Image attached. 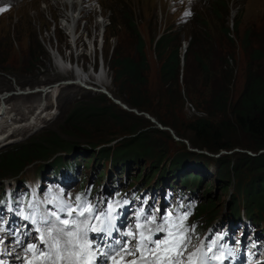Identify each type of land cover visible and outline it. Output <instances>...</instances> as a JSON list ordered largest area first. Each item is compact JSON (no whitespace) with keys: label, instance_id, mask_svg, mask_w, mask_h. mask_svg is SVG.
<instances>
[{"label":"rangeland","instance_id":"rangeland-1","mask_svg":"<svg viewBox=\"0 0 264 264\" xmlns=\"http://www.w3.org/2000/svg\"><path fill=\"white\" fill-rule=\"evenodd\" d=\"M119 1H123L134 16L144 42V53L148 65L147 86L139 90L127 91L122 86H114L111 71L107 68L117 43V36L112 34L118 31L124 32L120 26L114 27L109 24V17H116V15L111 14L108 9L117 10ZM199 1L203 0H86L83 5L86 6L87 14L81 13L78 16L74 9L79 12L78 6L81 0H0V94L9 93L14 96L10 99L11 101L6 102L5 108L9 107V110L11 107H17L20 112H24L22 114L24 119H20V125L24 126L25 122H28L26 120L31 117L36 108L39 114V119L31 117L32 120L29 121V124H36L35 128L29 130L22 128L23 131L0 144V155L26 144L47 148L50 140L56 138L63 146L71 145V149L67 150H74L75 153L72 151L69 160L77 164L78 170L85 177L88 178L90 175L92 186H94L93 192L96 194L103 187L96 181L100 180L99 173L104 169H108L110 180L118 178L125 189L130 187L128 182L137 183L140 176L146 177L148 174L152 175L155 170L157 173L162 170L164 173L177 172L174 175H168L170 179L176 175L188 176L189 174L200 177V180L198 179L200 185L194 187L198 197L197 208L203 202L207 203L208 207L215 206L213 212H217L218 217L220 214L227 213V209L234 207V202L239 200L238 206L241 209L243 197H240V191H242L239 189L240 186L241 189L247 190L251 185L254 187L259 178L264 179L263 169H259L260 166L247 159L248 153L252 154L250 157H255V154L248 148L242 147L247 144L245 137L237 130L229 135L228 144L235 145V148L229 152L222 151L217 155L208 154L205 151L196 152L185 139L176 138L170 129V126L176 127L181 136L188 138L189 134L185 131L187 123L204 116L184 95L181 75L176 90L167 92L163 97L158 95V92L156 94L159 89V62L155 57L153 40L167 30L181 31L179 53L182 67L181 59L184 56L182 42L190 40L187 28H184L183 24L187 18L195 15V7L201 12L200 5L204 6V2ZM221 5L228 9L225 20L230 29L240 8L243 9L239 26L240 34L246 28L252 27V30L264 37V0H224ZM185 13L189 14L185 15ZM63 14L74 16L73 29L68 30L66 19L62 18ZM205 14L208 15L207 12ZM208 24L210 29L218 28L215 23ZM3 36L10 39L11 46L3 43ZM229 36L233 38V34ZM253 42L254 48L260 47L264 51V45L262 46L261 42L254 40ZM234 44V57L225 56L226 66L234 70L233 101L243 90L248 63V54L242 51L237 39ZM36 46L39 48L37 52ZM60 55L64 58L67 69L60 63ZM100 61L103 63V71L105 70L104 76L98 74L100 69L97 68ZM210 64L211 69L217 68L216 55H211ZM262 66L264 68V61ZM78 75L83 82L86 81L87 84H84L86 86L97 85L100 87L99 90L105 88L111 95L113 92H118L131 102L135 100L153 105L161 121L168 126L162 128L170 131L161 130L160 124L147 112L131 108L117 99L121 105L127 107L125 110L105 96L107 103L99 97L103 95L102 93L85 90L79 86V83L53 87L66 81L75 82ZM27 89L43 91L31 93L28 96L17 95L18 90L26 91ZM165 102L168 105L178 104L176 107L174 104L164 108ZM87 105H98L107 114L109 113V117L100 119L98 122L93 121L90 127L69 121V115L75 109L78 107L85 109ZM145 115L153 118L157 124L152 123ZM41 119L46 121L39 124ZM132 143L141 147L134 148ZM128 151H131L134 157L135 151H138L139 159L136 157L132 159L133 161L121 165L112 162L111 154ZM106 154L109 155L108 158H104ZM176 157L181 160L179 170L175 169L174 163L171 162ZM89 158H92L91 164L87 163ZM150 163H156L161 167L152 169ZM44 164L39 161L28 165L18 177L31 182L39 177L38 172ZM234 166L237 167L233 168ZM97 172H99L97 175L93 174ZM5 174L7 173L0 176V180L8 182L7 179H11L10 181L14 182V175L4 176ZM125 176L128 182L124 180ZM157 176L158 174L155 177ZM170 181L173 182L172 179ZM84 182L82 188L87 185V179ZM73 189L77 190V184L73 186ZM207 199L209 202L206 201ZM251 200L249 197V202ZM161 210L163 212L164 208ZM147 214L154 217L157 215L156 212ZM211 214L195 218L193 221L196 222L197 229L201 233L198 242L203 241L210 226L207 221ZM143 220L144 217L141 222ZM136 222L129 221L132 226ZM261 224L264 226V222ZM1 243L2 239H0ZM4 245H7V248L12 247V243ZM11 263L12 261L9 264Z\"/></svg>","mask_w":264,"mask_h":264},{"label":"trees","instance_id":"trees-1","mask_svg":"<svg viewBox=\"0 0 264 264\" xmlns=\"http://www.w3.org/2000/svg\"><path fill=\"white\" fill-rule=\"evenodd\" d=\"M203 2L204 6L199 4L201 12L195 7V15L187 18L183 24V27L187 28L190 40L183 56L182 67L179 53L181 31L167 30L158 39L153 40L155 57L159 62V89L156 94L158 92V95L163 97L167 92L176 90L181 75L184 95L204 116L187 123L185 131L189 134L188 138L181 136L176 127L170 126L175 136L185 139L192 149L217 155L219 152H229L235 148V145L228 144L227 141L228 136L237 130L247 141V144L242 147L248 148L255 154V157L247 156V159L260 166L259 169L264 171V153L257 155L258 152L264 150V68L262 66L264 51L260 47H253V40L261 42L263 46L264 37L252 30V27L246 28L240 34L239 26L243 9H238L237 17L233 20L232 29H230L225 20L228 9L221 5L224 0H203L200 3ZM108 10L111 14L116 15V17H109V24L124 29V32L118 31L112 34V36H117V43L107 68L111 71L113 84L122 86L127 91L146 88L148 65L144 53V42L137 29L134 16L123 1L118 2L117 10L111 8ZM205 12L208 13L207 16ZM208 23H215L218 28L210 29ZM230 34H233V38L229 36ZM2 38L3 43L10 45V39L7 36ZM235 39L239 41L242 51L248 54V63L243 90L240 96L233 101L234 70L226 66L225 56L234 57ZM35 49L37 52L38 46ZM212 54L217 56L216 69L210 68ZM112 96L128 104L131 108L147 112L162 127H168L154 111L153 105L135 100L131 102L118 92H113ZM99 97L108 103L104 95H99ZM174 104L168 105L165 102L164 108H169ZM177 104L174 106L176 107ZM108 117L109 113L107 114L98 105H87L85 109L79 107L75 109L69 115V121L90 127L93 125V121L98 122L100 119ZM132 146L134 148L141 147L135 143H132ZM67 149H71V145L63 146L56 138L50 140L47 148L45 146L44 148L35 147L30 144L17 146L8 153L0 155V176L7 173L4 176L14 175V178H17L28 165L39 161L46 163L58 153L72 151ZM132 154L131 151L117 152L111 154V160L121 165L133 161L132 159H136L139 155L138 151H135V157ZM108 157L109 155L106 154L104 158ZM171 162L174 163L175 169H181L180 159L176 157ZM87 163L91 164L92 158H89ZM156 163H150V167L152 169L161 167ZM160 172L164 173L162 170ZM156 174L155 170L152 175L140 176L137 181L139 184L149 183ZM198 179L200 180L199 176L189 174L181 177L179 183L189 184L196 188L200 185ZM100 183L101 181L98 180L97 184L100 185ZM239 189L242 190L240 197H243L241 205L243 204L242 207L247 216L258 223L264 222V179L259 178L258 183L254 187L251 185L247 190L241 189V186ZM249 197L252 199L251 202H249ZM206 201L209 202V199ZM238 204L240 205L239 200L234 202L235 208L231 211L235 215L239 212ZM214 208L216 207H208L207 203H201L195 210L194 219L212 213L207 223L212 222L217 217V212H213Z\"/></svg>","mask_w":264,"mask_h":264},{"label":"snow or ice","instance_id":"snow-or-ice-1","mask_svg":"<svg viewBox=\"0 0 264 264\" xmlns=\"http://www.w3.org/2000/svg\"><path fill=\"white\" fill-rule=\"evenodd\" d=\"M74 200V204L56 203L39 217L37 211L24 216L39 233V243L16 241L23 246L24 264H223L228 258L217 249V242L193 245L196 229L187 222L191 214L187 210L169 212L159 223L141 211L134 229L125 232L117 224V208L122 205L106 204L105 211L80 196ZM89 233L99 234V241L90 239Z\"/></svg>","mask_w":264,"mask_h":264},{"label":"bare ground","instance_id":"bare-ground-1","mask_svg":"<svg viewBox=\"0 0 264 264\" xmlns=\"http://www.w3.org/2000/svg\"><path fill=\"white\" fill-rule=\"evenodd\" d=\"M84 2H86V0H81V4H80V6H78V9H80L79 12H77V10L74 9V12H76L78 16H80L81 13L87 14L85 12L86 6L83 5ZM65 7H66V4H65ZM62 18H65L66 19V22H67L66 26H68V30L71 29V28L73 29V25H74L73 21L75 19L74 16H68L67 14H63L62 15ZM59 59H60V63H62L64 65V67L67 69V66H65V63H64V58L60 55L59 56ZM104 71H103V68H101V70H100L101 76H104V74H105ZM75 81L77 83H79V85L83 82L82 78H80L79 75H78V79L75 80ZM83 84H87L86 81L83 82ZM100 84H101V86H103L102 83H100ZM53 87H56L57 88V87H59V85L58 86H55L54 85ZM99 88L100 87L97 86V85H94L93 87H89V89L92 90V91H94L95 89L99 90ZM103 89L106 90L105 88H103ZM30 92L31 91L28 90V89L26 91L18 90L17 95H20V96L27 95L28 96L29 94H31ZM13 97L14 96L13 95L12 96L9 95V93L0 94V130H1V133H0V144H2L4 142V140H8L9 138L15 136V134L18 133V132H20L22 130V128L25 129V130H29L31 128H35L36 124H33V125H32V123L29 124V121L32 120V119H36V118L39 119V114H37V112H36V109L37 108L36 109L34 108L35 109L34 110V113L31 115L32 119L30 117L28 120H26L28 122H25V125L23 124L24 126L20 125V122H21L20 119H22V118L24 119V116L22 115L24 112L23 111L20 112V110H18L17 107H11L9 110H8V108H9L8 106H6V107H8L7 109L5 108V105H7L6 102L11 101L10 99H12ZM28 113H29V111H28ZM43 121H46V120L45 119L44 120L41 119L40 122H39V124H41ZM18 124H19V126H17ZM5 130H7V131H5ZM72 151H74V150H72ZM74 153H75V151H74ZM78 153L76 155H78Z\"/></svg>","mask_w":264,"mask_h":264},{"label":"water","instance_id":"water-1","mask_svg":"<svg viewBox=\"0 0 264 264\" xmlns=\"http://www.w3.org/2000/svg\"><path fill=\"white\" fill-rule=\"evenodd\" d=\"M187 47H188V42H182V48H183V50L186 52V49H187ZM182 66H183V64H182ZM58 85H60V84H56L55 86H58ZM94 92H96V93H102L103 95H105L106 96V98H108L112 103H114V104H116V105H119V106H121L122 108H124L125 110H127V107L125 106V105H121V103H120V101L119 100H117L116 98H114L107 90H97V89H95L94 90ZM138 114V113H137ZM138 115H140V114H138ZM145 117L148 119V120H150L152 123H154V124H157L156 123V121L153 119V118H151V117H149L148 115H145ZM159 124V123H158ZM161 126V125H160ZM159 126V128L161 129V130H167V131H170L169 129H166V128H162V126L160 127ZM175 137V136H174ZM176 138H178V137H176ZM179 139V138H178ZM194 151H196V152H198L196 149H193ZM264 153V150H262V151H260L259 152V154H263Z\"/></svg>","mask_w":264,"mask_h":264}]
</instances>
